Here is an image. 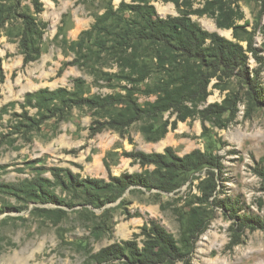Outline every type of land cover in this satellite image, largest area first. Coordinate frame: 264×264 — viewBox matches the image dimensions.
Returning a JSON list of instances; mask_svg holds the SVG:
<instances>
[{
    "label": "trees",
    "instance_id": "trees-1",
    "mask_svg": "<svg viewBox=\"0 0 264 264\" xmlns=\"http://www.w3.org/2000/svg\"><path fill=\"white\" fill-rule=\"evenodd\" d=\"M153 1L132 0L128 3L123 0L116 8L113 0H105L104 11L70 44L75 58L66 62L60 72L65 66L77 65L88 70L97 80L108 82L106 86L115 89L113 92L92 94L87 80L78 76L71 88H41L27 92L23 102H9L0 112L8 113L9 106L19 104L23 111L13 113L18 120L16 127L23 130L29 126L35 130L47 120H65L75 107H85L95 118L90 126L91 135L114 130L123 137L133 124L139 122V130L147 142L163 139L170 130L178 127L179 122L194 118L201 120L202 136L208 139L206 150L197 148L180 156L169 146L164 152L136 150L126 153L143 168L140 172L110 174L106 180L81 178L69 169L54 168L57 185L68 193L70 199L52 191L48 179L22 183L20 190L39 203L68 208L80 206L77 212L93 221L91 233L99 239L111 231L112 225H108L105 219L108 208L100 216L93 209L118 200L119 205H125L124 194L129 189L153 192L156 197L163 193L176 194L192 174L205 171L204 176L197 177L198 194L192 195L188 208L177 204L173 207L180 223L179 238L151 219L133 238L90 251L89 264H192L197 241L210 224L211 210L216 208L232 220L229 249L243 243L247 230L264 231V215L243 212L238 199L220 196L218 187L224 165L221 156L213 150L216 141L206 124L228 128L240 114L241 104L245 106L246 118L264 108L259 68L251 72L249 67L250 56L259 60L260 55L253 46L251 34L243 36V31H248L244 25L238 24L244 14L233 8L229 0H203L202 6L197 8L194 7L195 0H163L173 2L180 14L162 17ZM32 5L34 13L23 10L21 0H0V31L6 23L21 22L19 48L24 65L40 58L43 36L49 25L37 18L44 11V2L32 0ZM192 15L215 18L217 26L232 29L237 40L204 29L192 19ZM242 41L247 42V47ZM110 59L116 62L117 70L103 71L97 62ZM233 76L240 78L243 90L228 91L221 102L206 104L212 94V81H217L212 87L227 90L221 82ZM5 78L0 60V83ZM114 81L124 83L120 90H116ZM139 94L147 99L141 101ZM31 109L36 112L30 114ZM167 113L170 116L164 119ZM173 115L175 117L171 119ZM256 174L264 182V166L257 167ZM161 206L166 208L172 203L164 202ZM40 210L59 218L68 214L62 208Z\"/></svg>",
    "mask_w": 264,
    "mask_h": 264
},
{
    "label": "rangeland",
    "instance_id": "rangeland-1",
    "mask_svg": "<svg viewBox=\"0 0 264 264\" xmlns=\"http://www.w3.org/2000/svg\"><path fill=\"white\" fill-rule=\"evenodd\" d=\"M44 11L37 15L39 20L49 23L41 44L38 60L23 64L19 48L21 22L6 23L0 31V60L5 73L0 83V112L9 102H23L27 92L41 88L56 89L73 86L74 78L84 77L91 93H110L105 80H97L88 70L77 65L65 66L73 61L75 55L70 49L73 40L95 22L97 15L104 11L105 0H42ZM123 0H113L117 8ZM132 3V0H125ZM233 8L240 9L244 18L238 24L244 25L253 37V46L260 59L252 55L249 60L250 71L259 68V80L264 88V2L254 0H229ZM22 9L34 13L32 0H21ZM162 17L177 16L173 2L155 0L152 2ZM203 0H195V8L202 6ZM204 29L237 40L232 29H222L215 18L207 15H192ZM221 30H230L227 34ZM247 47V42H241ZM103 71L117 70L116 62L100 60L97 62ZM207 103L221 102L228 91H242L244 84L237 76L226 79L221 85L227 90L212 87ZM116 90L121 83L114 81ZM140 100L147 99L139 94ZM206 106V105H205ZM204 107V106H201ZM241 112L228 128L222 129L207 122L209 134L216 141L214 152L223 161L224 170L220 176L221 197L238 199L243 212L264 215V182L256 174L257 167L264 166V108L257 110L250 118ZM8 113H0V264H89V252L98 251L111 243L133 238L140 227L155 219L164 225L177 238L180 236V223L173 210L188 208L192 195L198 194L197 185L205 171L196 172L175 193H163L156 197L153 192L127 190L124 194L127 203L119 205L120 200L103 208L93 209L97 216L108 208L105 219L112 225L99 239L91 233L93 221L79 214L80 206L68 208L53 203H39L20 190L22 183L33 179H48L49 188L61 197L70 199L56 183L53 169H69L81 178H105L110 174L143 171V168L126 156L136 150L164 152L167 147L183 156L194 149L206 150L208 139L202 136L203 126L199 118L179 122L157 142H147L139 130L140 123L133 124L125 136L114 130H104L91 135L90 126L95 118L85 107L73 108L63 121L50 119L39 129L29 126L18 130L14 112L23 110L19 104L9 106ZM31 109L30 114H34ZM167 113L164 119L168 118ZM175 115L171 116L173 119ZM28 129V130H25ZM170 201L172 206L162 208L161 204ZM62 208L65 217H54L42 210ZM211 220L207 230L201 234L193 253L192 264H264V231L247 230L243 243L231 249L230 229L232 220L220 209L211 210ZM132 216V217H131ZM100 221V217L97 218ZM106 224V225H107Z\"/></svg>",
    "mask_w": 264,
    "mask_h": 264
},
{
    "label": "bare ground",
    "instance_id": "bare-ground-1",
    "mask_svg": "<svg viewBox=\"0 0 264 264\" xmlns=\"http://www.w3.org/2000/svg\"><path fill=\"white\" fill-rule=\"evenodd\" d=\"M221 31L224 32V33H227V34H230L231 33L230 30H221ZM217 264H222V263H217Z\"/></svg>",
    "mask_w": 264,
    "mask_h": 264
}]
</instances>
